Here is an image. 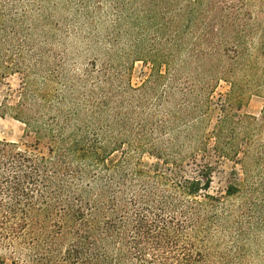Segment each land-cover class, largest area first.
I'll use <instances>...</instances> for the list:
<instances>
[{
  "label": "trees",
  "instance_id": "trees-1",
  "mask_svg": "<svg viewBox=\"0 0 264 264\" xmlns=\"http://www.w3.org/2000/svg\"><path fill=\"white\" fill-rule=\"evenodd\" d=\"M136 62L149 72L133 85ZM10 72L22 87L0 112L37 137L0 139V247L15 259L264 260V106L260 121L238 112L264 97V0H0V81ZM214 158L242 173L223 196Z\"/></svg>",
  "mask_w": 264,
  "mask_h": 264
},
{
  "label": "rangeland",
  "instance_id": "rangeland-1",
  "mask_svg": "<svg viewBox=\"0 0 264 264\" xmlns=\"http://www.w3.org/2000/svg\"><path fill=\"white\" fill-rule=\"evenodd\" d=\"M149 72L148 65L136 62L131 71V82L138 85L143 81ZM22 87V75L17 72H10L0 81V107L4 105L13 106L19 98V90ZM229 90V84L221 81L216 87L213 99L216 100L221 96H225ZM264 106L263 95L256 93H245L242 97L241 109L238 111L242 114L252 115L257 121L262 118L261 111ZM4 109H7L6 107ZM2 115L0 112V139L8 142H14L22 148L30 149L35 145L36 135L28 133L25 125L16 120L10 109ZM216 114L212 116L215 120ZM39 148L45 150L44 142L40 143ZM214 169L211 174V193L223 196L228 185L238 186L242 181V173L239 165L228 159L211 160ZM140 164L146 169H158L161 162L153 156L144 154L140 157ZM16 255L7 248L0 247L1 264H26L19 259H15ZM264 264V260L259 263Z\"/></svg>",
  "mask_w": 264,
  "mask_h": 264
}]
</instances>
